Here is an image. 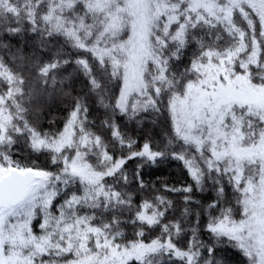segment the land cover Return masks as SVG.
<instances>
[{
  "label": "snow or ice",
  "instance_id": "snow-or-ice-1",
  "mask_svg": "<svg viewBox=\"0 0 264 264\" xmlns=\"http://www.w3.org/2000/svg\"><path fill=\"white\" fill-rule=\"evenodd\" d=\"M0 264H264V0H0Z\"/></svg>",
  "mask_w": 264,
  "mask_h": 264
}]
</instances>
